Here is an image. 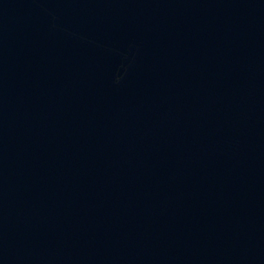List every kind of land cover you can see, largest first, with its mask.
Here are the masks:
<instances>
[{"label": "water", "instance_id": "obj_1", "mask_svg": "<svg viewBox=\"0 0 264 264\" xmlns=\"http://www.w3.org/2000/svg\"><path fill=\"white\" fill-rule=\"evenodd\" d=\"M0 264H264V0H0Z\"/></svg>", "mask_w": 264, "mask_h": 264}]
</instances>
